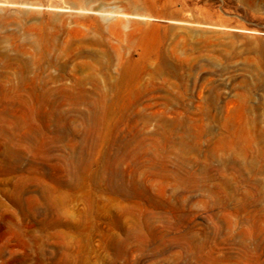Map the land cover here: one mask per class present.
Instances as JSON below:
<instances>
[{
	"label": "rangeland",
	"instance_id": "1",
	"mask_svg": "<svg viewBox=\"0 0 264 264\" xmlns=\"http://www.w3.org/2000/svg\"><path fill=\"white\" fill-rule=\"evenodd\" d=\"M0 101V264H264V0H0Z\"/></svg>",
	"mask_w": 264,
	"mask_h": 264
},
{
	"label": "bare ground",
	"instance_id": "2",
	"mask_svg": "<svg viewBox=\"0 0 264 264\" xmlns=\"http://www.w3.org/2000/svg\"><path fill=\"white\" fill-rule=\"evenodd\" d=\"M0 106H2V102L1 101H0ZM4 108H5V106H2V109H4ZM19 113L21 114L20 111L18 112V114ZM3 120H4V115H0V170H1V172H6L7 174H10V173L15 172L19 168V165H20V161H21V158H22V154L20 153L19 146L20 145H23V144H28L29 146H31L35 142V138L33 137L32 134H22V133H19L17 131H10V132L6 131L2 127V125H1V123H2ZM244 120H246V119H244ZM245 141L247 142L246 139H245ZM41 146H42V150H40V151H41V153L44 156L43 159L49 160L50 159V156H49V146L47 144H43V143L41 144ZM34 149L37 150L36 147H34ZM129 153H130L129 151L124 150V151H121V152L119 151L116 154L112 153L114 155L113 156L110 155L111 157H105V159L103 161V164L101 163L102 164L101 170L104 171V172L109 171L112 168L111 166H112V164L114 162L117 163V161H118V163H119L120 162L119 159L121 157H123L124 155L129 154ZM75 155H76V153H75ZM40 168L41 167L39 166V164H37L36 161L31 162L30 169H32L35 172L36 175L41 173L39 171ZM237 169H238V167H237ZM98 178H99V176H98ZM113 178H114V176H113V173L111 172L108 175V181L110 183H112V181L114 180ZM118 179H119V182H117L116 184L113 185V189L115 190V192H117L119 194H125L127 192V185L124 182L123 174H121V173L118 174ZM102 182H104V181H102ZM26 190L27 189L24 188V184L20 182L19 185L17 186V189L15 190V192L14 193H8V195L13 196L14 199H15V201H16V203L18 204L19 201H20L21 194L23 192H25ZM35 206L36 205H33L31 207V209L34 210V211L36 209Z\"/></svg>",
	"mask_w": 264,
	"mask_h": 264
}]
</instances>
